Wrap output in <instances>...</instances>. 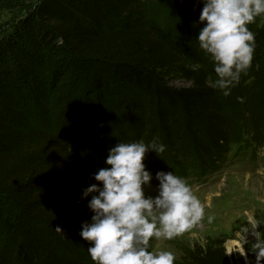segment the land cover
<instances>
[{
    "label": "trees",
    "instance_id": "16d2710c",
    "mask_svg": "<svg viewBox=\"0 0 264 264\" xmlns=\"http://www.w3.org/2000/svg\"><path fill=\"white\" fill-rule=\"evenodd\" d=\"M154 3L0 0V14H11L0 22L3 264H94L89 242L79 235L82 222L93 215L87 206L91 197L82 199V192L90 186L89 170L105 164L111 147L101 142L91 120L81 122L74 116L73 107L79 105V115L88 117L93 110L88 103H110L114 90L140 94L145 123L132 124L136 140L150 143L158 138L166 145L161 157L152 151L146 169L156 174L151 169L164 162L187 183L211 177L217 169L210 158L225 165L255 146L254 134L264 118V16L251 30L253 66L242 75L250 89L236 86L224 97L209 82L210 76L215 79L213 65L196 39L202 27L194 26L203 7L200 0L161 3L167 9L179 6L181 17L195 18L188 35L149 17ZM180 26L179 31L187 28ZM170 69H177L191 85H169ZM87 97L91 99L84 102ZM55 115L62 116V123ZM95 137L103 145H95ZM69 170L86 175L82 187L77 180H60L70 176L65 175ZM259 224L257 231L264 232V220ZM247 239L254 242L251 233ZM223 242L181 245L174 264H231ZM250 243L244 248L249 264H255Z\"/></svg>",
    "mask_w": 264,
    "mask_h": 264
},
{
    "label": "clouds",
    "instance_id": "9594fccd",
    "mask_svg": "<svg viewBox=\"0 0 264 264\" xmlns=\"http://www.w3.org/2000/svg\"><path fill=\"white\" fill-rule=\"evenodd\" d=\"M200 2L203 7L194 26L202 27L196 39L213 65L211 86L228 97L253 66L255 36L248 25L264 16V0ZM165 149L158 138L150 143L119 142L108 150L105 164L110 167L94 173L97 183L83 189L82 199L91 197L87 206L93 215L82 222L79 235L89 242L87 251L94 264H174L173 252L150 251V241L175 239L204 219V204L174 172L158 171L156 195H146L153 175L146 169L145 156L154 151L161 157ZM259 225L250 218L241 229L243 243L234 250L247 260L244 245L250 243L247 234L251 233L254 242L249 250L255 264L264 262V232L256 231Z\"/></svg>",
    "mask_w": 264,
    "mask_h": 264
},
{
    "label": "rangeland",
    "instance_id": "374dc122",
    "mask_svg": "<svg viewBox=\"0 0 264 264\" xmlns=\"http://www.w3.org/2000/svg\"><path fill=\"white\" fill-rule=\"evenodd\" d=\"M150 1L154 3L156 0ZM161 3H164V0H157L156 3L153 4L155 7L150 10L149 17H155L160 23L163 22V26H170L173 30L178 31V33L188 35V31L194 28L192 25L195 18L189 19L187 16L186 18L184 16L181 17L177 14V12L182 11L179 6H173L167 9L165 6H161ZM201 5L203 6L202 3ZM170 13L173 14L170 15ZM165 14L169 15L168 19L164 18ZM10 17L11 14L9 12L2 13L0 14V22H5ZM261 22L262 17H258L254 23L248 25L249 30L251 31L253 26H259ZM180 25H186L187 28H182V30L179 31ZM174 26H177L178 29ZM168 72L169 73L166 74V80L169 85L175 87H186L191 85V81L182 76L177 69H170ZM237 86L238 88L250 89L249 79L242 76ZM114 93L116 94L110 96L112 101L110 103L98 102L94 104L93 101L89 102L88 108L93 107V110H89L88 117L79 115L81 113L78 110L80 109L79 105L76 108L73 107L74 116L77 119L80 118L81 122H90L91 120L94 125H96L95 130H99V134L102 135L100 137L101 142L103 143L104 141L105 143L103 144L109 145L110 147L115 146L119 142L130 143L137 141L131 126L136 121L139 122L141 127L145 123L144 108L141 110L144 104L142 105L140 94H136L135 96L133 92H129V94L127 90L122 88L114 90ZM248 95L249 94H247V96ZM90 99V97H87L84 99V102ZM118 99L123 100L124 103H116ZM260 115L261 114L256 115L257 120L262 117V115ZM53 119L56 121L60 120L59 122L62 123V116L59 118V115H55ZM254 119L253 117L252 120L254 121ZM115 130L120 134V137ZM254 136L256 138H254L253 142L256 147L252 146L248 148L245 153L240 152L239 155L243 156H241L239 160H235L236 156L234 155L231 159L224 161V165L217 161L216 158L215 160L210 158L214 161L217 169L211 173L212 178L203 181V183H197L194 180L188 182L193 189V193L205 206L204 219L182 236L175 239L151 240L150 251L161 249L168 250L173 252L175 257H177L181 245L193 247L194 245H205L208 240L218 239L224 241L223 246L226 254L230 258L231 264H245V257L241 256L239 252L234 251L243 243L242 226H248L250 218L256 223H260L264 220V118L258 124ZM100 139L95 137L93 143L95 145H103L99 143ZM152 154V151L146 154L144 163H146L145 160L149 156H152ZM189 166L191 165L189 164ZM104 167L107 166H105V164L99 165L95 170H89L90 174L91 171L94 174ZM146 167L149 168L148 166ZM170 169V166L166 165L164 162H157L151 170L157 173L158 171L169 172ZM78 171L79 170H69L65 175L68 174L70 176L62 177L60 180H77L80 183V187H82V184H85L86 175H81ZM82 174H85V172ZM93 174H91V176L88 175L89 177L87 176L89 185L97 183L92 178ZM81 178L84 179L82 180ZM158 183L159 182L155 180V174H153L152 187H146V195L155 196ZM209 216L213 218L211 222H209ZM2 257L3 254L0 258V264H3ZM81 262L77 261V264H81ZM8 263L9 261L7 264Z\"/></svg>",
    "mask_w": 264,
    "mask_h": 264
},
{
    "label": "water",
    "instance_id": "95a60500",
    "mask_svg": "<svg viewBox=\"0 0 264 264\" xmlns=\"http://www.w3.org/2000/svg\"><path fill=\"white\" fill-rule=\"evenodd\" d=\"M245 264H249V261H248V259H247V260L245 259Z\"/></svg>",
    "mask_w": 264,
    "mask_h": 264
}]
</instances>
